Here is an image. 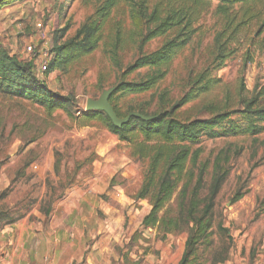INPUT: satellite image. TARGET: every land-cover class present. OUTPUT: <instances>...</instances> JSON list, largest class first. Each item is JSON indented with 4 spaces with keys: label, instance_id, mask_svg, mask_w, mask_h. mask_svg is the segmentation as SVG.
I'll list each match as a JSON object with an SVG mask.
<instances>
[{
    "label": "rangeland",
    "instance_id": "374dc122",
    "mask_svg": "<svg viewBox=\"0 0 264 264\" xmlns=\"http://www.w3.org/2000/svg\"><path fill=\"white\" fill-rule=\"evenodd\" d=\"M146 4L150 9L158 4L162 15L171 9L190 13L192 24L186 30H193V34L184 48L163 67L165 76L155 88L141 94L117 92L113 95V104L121 118L131 110L153 113L161 95L163 107L168 109L190 89L195 76L207 69L213 85L178 108L175 116L186 121L230 112L239 122L240 117L235 111L241 108L240 91L243 96H250L264 85V0H251L225 10H220L216 1L203 0L196 4L191 0H147ZM17 8L21 18L17 37L22 45L17 48L21 51L17 56L34 62V71L46 88L61 96L73 97L71 110L75 118L87 110L86 100L97 99L103 90L117 87L121 76L113 57L124 67L141 52H152L166 39L174 37L177 31L185 30L183 24L174 27L141 49L138 45L140 29L132 19L133 0H21ZM11 12L15 14V11ZM228 20L232 25L219 40L227 43L226 51L231 54L220 68H216L215 35ZM238 21L244 24L233 35V26ZM94 22L99 26V47L74 61L66 70L44 71L39 59L34 60L37 53L51 57L56 38L59 42L70 39L83 24ZM10 31L5 26L2 33ZM6 44L11 52L10 45ZM28 45L33 46L35 54L25 51ZM114 45L117 48L112 53L110 49ZM146 71L138 70L123 79L137 80ZM259 104L264 105V96L260 97ZM198 146L201 160L212 162L217 156L228 160V175L217 195L215 207L216 221L221 220L232 236V245L223 264H264V131L255 136L203 137ZM132 152L131 145L120 141L98 120L72 119L61 109L48 114L36 103L0 93V209H5L11 218L22 215L15 223L4 227L18 228L26 222V225H35L34 231L41 227L48 233L75 232L74 248L66 246L71 238L63 239L64 244L60 247L63 264H70L69 258H65L66 252L71 254L73 250L78 254L79 246L83 258L78 262L73 260L71 264H89L85 256L90 254L94 243L100 247L99 251L106 248L104 253L106 250L108 253V256L103 255L104 260L96 254L95 264L108 260L109 264H144L142 256L136 252L131 258L128 251L136 246L147 251L158 241H161L160 246L164 244L166 238H160V227L147 228V232L141 227V220L150 207L146 199L133 198L142 182L145 164L134 160ZM210 174L209 164L204 176L205 188ZM103 183L108 189L97 196L110 207L118 209L125 197L129 199L119 219L106 215L98 207L90 216L85 213L89 207L85 205L83 215L88 219L84 223L90 235L83 236L76 234L77 227L72 230L69 224L68 228L66 221H75V215L63 220L61 207L55 210L57 218L50 219L54 216L53 204L62 201L71 190L81 196ZM178 190L164 208H167L168 216L176 213ZM108 191L114 193V198ZM119 191L124 198L118 201L115 193ZM205 193L206 189H202L199 197ZM236 194L240 199L232 201ZM58 223L62 227L54 229V224ZM110 228L120 231V235L115 231L114 236H110ZM98 229L101 230L99 233ZM185 236V233L175 235L172 248L176 249ZM25 240L24 244L32 243L31 237ZM48 260L57 262L51 254L46 255L44 264Z\"/></svg>",
    "mask_w": 264,
    "mask_h": 264
},
{
    "label": "trees",
    "instance_id": "16d2710c",
    "mask_svg": "<svg viewBox=\"0 0 264 264\" xmlns=\"http://www.w3.org/2000/svg\"><path fill=\"white\" fill-rule=\"evenodd\" d=\"M19 1L21 0H0V9ZM198 1L200 0H191L193 4ZM203 1H216L219 3V9L225 10L226 7L245 4L251 0ZM133 3L135 10L132 19L140 29L138 45L141 49L149 41L167 34L174 27L183 24L185 30L177 31L174 37L166 39L154 51L141 52L124 67L120 66L117 58H112L121 79L110 95L109 103L119 118L121 116L112 101L113 95L117 92L141 94L155 88L165 76L163 67L184 48L193 34V30H186L192 24L190 13H183L182 9H171L162 15L158 4L150 9L146 4L147 0H133ZM243 24V21L236 22L231 33L234 35ZM230 25L232 21L228 20L226 26L215 35L217 54L214 60L218 63L216 68H220L231 54L230 51H226L227 43H220L219 40ZM66 31L67 27L63 32ZM99 43V26L95 22L83 24L74 37L62 42L57 38L54 40L46 70L48 72L66 70L74 61L95 51ZM116 48L117 45H114L110 49L112 53L116 52ZM138 70L147 71L137 80L123 79ZM212 85L213 80L208 76L207 69H204L195 76L190 89L180 99L172 102L168 109H164V98L161 95L162 99L153 113L148 114L141 110L128 111L150 116L149 120L130 117L126 123L114 126L107 115L99 110H85L81 112L79 118H75L71 110L74 104L73 97L61 96L46 88L36 75L32 60L20 58L0 43V93L36 103L44 107L48 114L55 109H61L72 119L98 120L120 141L132 146L133 159L145 164L142 182L133 199H146L150 207L143 216L141 225L144 228L160 227L161 239L167 234H186L178 264H223L232 245V236L228 228L221 220L216 221L215 214L216 198L228 175L226 167L228 160L221 159L220 156L214 158L212 162L201 160V148L198 146L201 139L203 137L216 139L225 134L255 136L264 131V105L259 104L260 97L264 96V85L250 96H243V91H240L241 108L235 111L240 117L239 122L232 118L230 112L215 113L209 117L186 121L175 116L178 108ZM209 164L211 174L205 188L204 176ZM202 189H206V193L199 197ZM177 190L176 213L168 216L167 208H164ZM239 199V194H236L232 201ZM163 209L164 212L160 215ZM20 217L22 215L11 218L5 209H0V228L15 223Z\"/></svg>",
    "mask_w": 264,
    "mask_h": 264
},
{
    "label": "crops",
    "instance_id": "0c3cea01",
    "mask_svg": "<svg viewBox=\"0 0 264 264\" xmlns=\"http://www.w3.org/2000/svg\"><path fill=\"white\" fill-rule=\"evenodd\" d=\"M19 2H14L0 9V43L5 47H7L6 43H8L10 45L9 47L11 49V53L16 55L21 52L17 51V48L20 49L22 47L21 43L19 42L20 38L18 39L17 37L20 23H18V21L21 19L17 11V4ZM11 11H15V14ZM10 12L12 13V15H9ZM5 26L6 28L9 27L11 29L8 34L2 33ZM106 188L108 189L107 185L103 183L102 186L100 185L92 187L91 192L87 194H82L81 196H78L77 192L71 190L70 193L63 198L62 201L53 204L54 216H51L50 219L53 220L54 218H57V216L54 214L55 210L60 209L61 207L62 217H60L63 220L66 219L69 215H75V221H72L70 219L72 222L66 221V224L68 228L70 224L72 230L73 228L77 227L76 234L79 233L80 236H83L84 234L90 235V232L86 230V225L84 223V221L88 219V217L83 215V206L85 207V205L89 206L85 213H89L90 216H93L97 212L95 207H98L99 209H103L106 215L111 214L114 216L113 218L119 219L123 214L122 210L125 205L128 204L129 199L125 197V200L120 202L121 205L120 207H118V209H116L115 207H110L109 204L105 203L102 199L97 196V193L105 190ZM107 193H109V195L113 197L114 193L110 194V191H108ZM87 197H89L90 199H88ZM115 197H118V201L124 198L123 196H121L120 191L115 193ZM110 220L111 218H108V221ZM26 224V222H23L22 225L18 228H0V264H44V259L48 254H51L53 256V258L57 261L55 262L56 264H63L64 262L63 259H61L62 255L60 253V247L64 244V238H71L70 243H66V246L69 248H74L75 244L73 240L76 237L75 232H72L70 234L64 233V235L63 232L60 231H52L51 233H48L45 231V228L41 227L36 228V230L34 231L33 228H35V225ZM79 225H81V228H78ZM58 227L60 228L62 226H60L59 223L54 224V229H57ZM141 227L143 226L141 225ZM114 229L115 228H110V230L112 231L110 236H114L113 233H115V231L117 232V234L120 235V231ZM99 231L101 230L98 229L97 233H99ZM143 231L147 232L149 231V229L143 228ZM119 235L117 237H119ZM28 237H31L32 243L27 245L24 244V242L26 241L25 239ZM174 237L175 235L167 234L165 237L166 239L163 240L165 241V243L161 246L159 245L161 241H158V243L154 244V247H152L153 245H151V247L147 251L146 249L141 251L140 248L136 246L133 247L130 252L128 251V254L132 258L137 252L140 257L142 256L144 258V264H178L182 256L185 237L183 242L179 244L176 249H173L172 244L174 243ZM37 238L38 240H36ZM36 241L38 242L36 243ZM80 248L81 247L79 246L78 249H76L77 251H79L78 254H74V252H72L73 250H71V254L66 252L65 258L67 260L69 258L70 261L68 262L70 264L73 262V260L78 262L80 259L83 258L82 250H80ZM98 249H100V247L97 246V243H94V245L91 247L90 254L87 253L85 256V260L87 263L95 264L94 258L96 254L101 256V260H104V254H107L108 256L107 250L106 253H104L106 248L100 251ZM102 264H109V260L106 262L102 261Z\"/></svg>",
    "mask_w": 264,
    "mask_h": 264
},
{
    "label": "water",
    "instance_id": "95a60500",
    "mask_svg": "<svg viewBox=\"0 0 264 264\" xmlns=\"http://www.w3.org/2000/svg\"><path fill=\"white\" fill-rule=\"evenodd\" d=\"M115 88L116 87H111L103 90L97 99L86 100V109L104 112L114 126H120L121 124L126 123L130 117H138L143 120H149L151 118L150 116H145L136 112H130L124 118L117 117L111 104L109 103V96L112 94Z\"/></svg>",
    "mask_w": 264,
    "mask_h": 264
},
{
    "label": "built area",
    "instance_id": "2783aa9c",
    "mask_svg": "<svg viewBox=\"0 0 264 264\" xmlns=\"http://www.w3.org/2000/svg\"><path fill=\"white\" fill-rule=\"evenodd\" d=\"M25 51H26V52H31V53L35 54V52H34V48H33L32 45H28V46H26V47H25ZM20 58L25 59V58L22 57V56H20ZM37 59H39V60H37ZM49 59H50V56L47 55L46 53H45V54L37 53L36 59H34V60L39 61L40 64L42 65V66H41V69L45 71ZM46 264H56V263H55L53 260H48V261H46Z\"/></svg>",
    "mask_w": 264,
    "mask_h": 264
}]
</instances>
